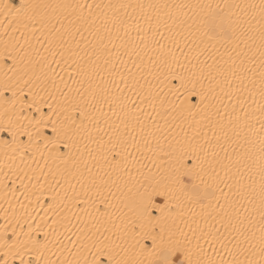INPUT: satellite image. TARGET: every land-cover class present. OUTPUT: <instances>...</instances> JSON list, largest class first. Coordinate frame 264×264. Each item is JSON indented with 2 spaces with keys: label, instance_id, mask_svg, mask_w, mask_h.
<instances>
[{
  "label": "snow or ice",
  "instance_id": "obj_1",
  "mask_svg": "<svg viewBox=\"0 0 264 264\" xmlns=\"http://www.w3.org/2000/svg\"><path fill=\"white\" fill-rule=\"evenodd\" d=\"M0 172V264H264V0H0Z\"/></svg>",
  "mask_w": 264,
  "mask_h": 264
},
{
  "label": "bare ground",
  "instance_id": "obj_2",
  "mask_svg": "<svg viewBox=\"0 0 264 264\" xmlns=\"http://www.w3.org/2000/svg\"><path fill=\"white\" fill-rule=\"evenodd\" d=\"M5 171H6V169H5ZM11 180H14L16 182V186H19V184L21 182V178H18V177L14 176V175L11 176ZM11 180L5 181L4 180L3 173L0 172V182H4V183H9L10 184L11 183ZM17 196H19L20 201H23L24 200L23 196H21L19 192L17 193ZM10 198H11V196H10ZM12 199H13V203L16 204L17 207H19V205L16 203L15 198H12ZM0 203L3 204V207L4 208H8L9 207L8 204L3 203V192L2 191H0ZM42 214H43L42 212H40V213H34V215H42ZM4 224H5L4 212H3L2 209H0V227H2ZM53 258H55V257H53Z\"/></svg>",
  "mask_w": 264,
  "mask_h": 264
}]
</instances>
